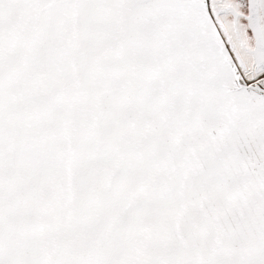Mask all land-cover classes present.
Masks as SVG:
<instances>
[{
  "label": "snow or ice",
  "instance_id": "obj_1",
  "mask_svg": "<svg viewBox=\"0 0 264 264\" xmlns=\"http://www.w3.org/2000/svg\"><path fill=\"white\" fill-rule=\"evenodd\" d=\"M0 264H264V0H0Z\"/></svg>",
  "mask_w": 264,
  "mask_h": 264
}]
</instances>
